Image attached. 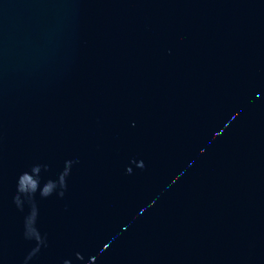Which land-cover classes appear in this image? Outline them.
I'll use <instances>...</instances> for the list:
<instances>
[{
    "label": "water",
    "instance_id": "95a60500",
    "mask_svg": "<svg viewBox=\"0 0 264 264\" xmlns=\"http://www.w3.org/2000/svg\"><path fill=\"white\" fill-rule=\"evenodd\" d=\"M0 264H264V0H0Z\"/></svg>",
    "mask_w": 264,
    "mask_h": 264
}]
</instances>
